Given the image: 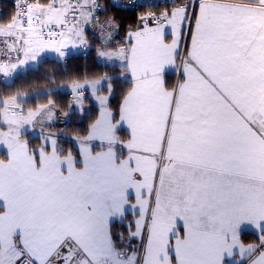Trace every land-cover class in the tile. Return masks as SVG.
Segmentation results:
<instances>
[{"label":"snow or ice","instance_id":"1","mask_svg":"<svg viewBox=\"0 0 264 264\" xmlns=\"http://www.w3.org/2000/svg\"><path fill=\"white\" fill-rule=\"evenodd\" d=\"M145 6L162 10L140 15L114 50L120 26L100 24L97 0H15L0 25L16 54L0 62V83L86 45L94 22L107 33L97 60L121 73L70 85L76 103L90 89L99 105L75 151L45 131L52 89L0 99V264H264V0ZM116 80L129 87L114 113ZM30 95L47 101L25 107ZM129 215L117 238L113 223ZM249 230L257 242H244Z\"/></svg>","mask_w":264,"mask_h":264},{"label":"trees","instance_id":"2","mask_svg":"<svg viewBox=\"0 0 264 264\" xmlns=\"http://www.w3.org/2000/svg\"><path fill=\"white\" fill-rule=\"evenodd\" d=\"M45 1V0H44ZM105 6V11L100 14V19L113 18L119 23L120 36H125L131 28L138 25V17L146 10L127 11L115 5L112 0H102ZM15 13V6L6 1H0V24L6 25L10 21V17ZM93 46L86 53H72L66 61L56 57H46L35 68L28 69L21 72L14 77L11 82L5 81L0 83V99L7 98L10 95L17 93H40L45 89H52L53 99L58 103V114L64 111H69V105H72V94L69 91H63L60 88L71 85L73 82H85L96 79L99 76L107 73L110 76H120V68L118 65L105 64L97 60V44L99 41L88 34ZM176 75L169 73L166 80L169 86L175 83ZM52 78L54 82H51ZM129 84L124 80H116L114 83V94L110 97L109 107L114 113L118 112L119 106L122 102L123 94L127 91ZM47 97L44 95L31 96L25 107H35L38 103H46ZM84 101L88 107L85 114L78 112H71L70 118L66 123L56 124L54 129L63 130L66 136L60 138V145L65 149H73L74 144L71 139L77 134H82L87 126L94 121L98 114L99 108L91 98L90 93L87 92ZM125 133V132H122ZM126 135V133H125ZM30 142V147L34 148L40 146L41 140L38 136H32L30 132L25 136ZM4 152L0 151V158H3ZM130 219V215L126 220ZM112 231L118 238L119 233H124L125 237L128 235V230L125 222H114ZM245 243L257 242V236L252 232H245L242 236ZM134 242V239L131 243ZM131 250V248H129Z\"/></svg>","mask_w":264,"mask_h":264},{"label":"crops","instance_id":"3","mask_svg":"<svg viewBox=\"0 0 264 264\" xmlns=\"http://www.w3.org/2000/svg\"><path fill=\"white\" fill-rule=\"evenodd\" d=\"M49 2V0H45V1H43L42 2V4H47ZM142 15V14H141ZM100 18V17H99ZM101 21V19H99V22ZM115 21V20H114ZM115 23H117L118 25H119V23L118 22H116L115 21ZM138 24H139V22H138ZM97 27H98V24L97 23H93L88 29H87V32H86V36H87V46H88V48L90 49L92 46H93V44H92V42L90 41V40H88V34L90 33L92 36H95V38L99 41V44H97V48H100L101 46H102V41L104 40V39H106L107 38V33L106 32H104L103 33V35L101 34V30L98 32L97 31ZM137 27V26H136ZM131 29H134V28H131ZM109 31H113V35H112V38H111V40L109 41V44H108V47H111V49L112 50H114L116 47H118V46H122L123 45V42H124V40L126 39V35L125 36H120V30H118V34L114 31V30H112V29H109ZM128 33V32H127ZM1 40H3V37H0V41ZM74 49H76V47L75 48H72V47H70V49L68 50V51H66V56L65 57H68L70 54H72V53H80L81 52V46H80V48H79V50H74ZM88 49V50H89ZM69 53V54H68ZM0 54H1V49H0ZM81 54V53H80ZM46 57H52V56H46ZM46 57H44V56H42V58H41V61L43 60V59H45ZM56 58H58V57H56ZM59 59H62V58H59ZM40 61V62H41ZM0 62H6L4 59H3V57H1V55H0ZM14 62V61H13ZM102 62V61H101ZM103 63H105V64H110V65H114V63H112V62H103ZM115 65H118V64H115ZM37 65H35V64H33V65H30L29 67H27V68H25V69H22V70H20V71H18V72H25V71H27L28 69H31V68H35ZM15 77V76H14ZM14 77H12L10 80H7L8 82H11L13 79H14ZM176 79H177V76L175 77V79H174V81L176 82ZM78 83H84V82H78ZM61 90H63V91H69L71 94H72V109H71V112H73V111H75V112H78V113H80V114H85L86 112H87V110H88V107H87V105H86V103H85V101H84V98H85V90H87V89H85V90H83L84 91V96L81 98V103H76L75 102V99H74V96H73V93H72V91H71V87H70V85H68V86H64V87H61L60 88ZM90 92H91V90L90 89H88ZM89 92V93H90ZM90 96H91V98L94 100V102H95V104L98 106V108H99V105H98V102L94 99V97L91 95V93H90ZM111 109V108H110ZM112 110V109H111ZM113 111V110H112ZM99 115V114H98ZM69 118L70 117H64L62 114L60 115V114H58L57 112H56V117L54 118V121L52 122V124L50 125V126H48V127H46L45 128V131H47V132H53V133H59V132H63V130H56V129H54V127L56 126V124H63V123H66L68 120H69ZM38 128H37V131H40V128H39V125L37 126ZM29 132H30V130H29ZM33 136H39V133H35V132H30ZM121 135L122 136H124L125 135V133H121ZM66 136V135H65ZM74 137V136H73ZM26 139V138H25ZM39 146H37V147H34V148H38ZM134 219V217L133 216H131L130 215V219L129 220H126L125 219V224H126V226L132 221ZM133 230H134V225H133ZM246 232H252V233H255L254 231H252V230H249V231H246ZM139 243H140V241L139 240H137V239H134V242H132L131 244L133 245V246H138L139 245ZM129 251H131V250H129Z\"/></svg>","mask_w":264,"mask_h":264},{"label":"built area","instance_id":"4","mask_svg":"<svg viewBox=\"0 0 264 264\" xmlns=\"http://www.w3.org/2000/svg\"><path fill=\"white\" fill-rule=\"evenodd\" d=\"M0 1H6V2H9V3H12L14 6H15V0H0ZM44 0H39L40 3H42ZM113 1V0H112ZM29 2H36V0H29ZM98 4L103 8L105 9V6H104V3L102 0H97ZM160 2V0H116V3L115 5L123 10H127V11H133V10H136V11H139L141 9H146L142 14H145L146 12H149V11H160L162 10V8H151V7H146L145 5L147 4H158ZM15 11H16V7H15ZM104 11H101V12H98L97 15H98V18L100 17V14L103 13ZM100 19V18H99ZM109 18H105V19H102L100 21V24H103L105 21H107ZM107 27V26H106ZM101 30V28L97 27V31L99 32ZM102 31V30H101ZM87 32V30H86ZM86 32H85V35H86ZM87 37V36H86ZM87 44L84 45V46H81V53H86V50H87ZM0 49L2 50V56L3 59L8 62V59H9V56L12 57V60L15 61V56L16 54L15 53H9L8 52V49L6 48L5 44L3 43V40L0 41ZM63 61H66V57L62 58ZM19 73L21 72H17L15 74L18 75Z\"/></svg>","mask_w":264,"mask_h":264},{"label":"rangeland","instance_id":"5","mask_svg":"<svg viewBox=\"0 0 264 264\" xmlns=\"http://www.w3.org/2000/svg\"><path fill=\"white\" fill-rule=\"evenodd\" d=\"M1 25V24H0ZM136 28V27H135ZM134 28V29H135ZM134 29H132V30H134ZM79 48H80V46H78V47H76V49H74V50H79ZM88 47H87V50H86V52L88 51ZM108 50H112L111 49V47H108ZM69 52V51H68ZM69 54V53H68ZM1 56H2V50H1V54H0ZM44 57H46V56H52V57H57V54H55V53H52V52H48V53H45L44 55H43ZM102 62H104V61H102ZM121 75V74H120ZM87 92H90L88 89L87 90H85V93H87ZM91 93V92H90ZM86 95V94H85ZM92 95V94H91ZM37 128L38 127H36V129L35 130H32V129H30V132H35V133H39L40 131H37ZM33 134V133H32ZM31 134V135H32ZM33 136V135H32Z\"/></svg>","mask_w":264,"mask_h":264},{"label":"water","instance_id":"6","mask_svg":"<svg viewBox=\"0 0 264 264\" xmlns=\"http://www.w3.org/2000/svg\"><path fill=\"white\" fill-rule=\"evenodd\" d=\"M68 50V49H67Z\"/></svg>","mask_w":264,"mask_h":264}]
</instances>
